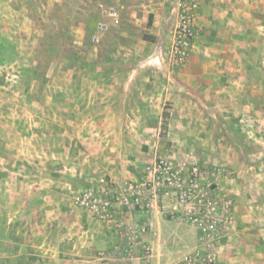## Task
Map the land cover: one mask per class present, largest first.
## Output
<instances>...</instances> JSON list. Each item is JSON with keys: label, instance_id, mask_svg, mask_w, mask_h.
<instances>
[{"label": "rangeland", "instance_id": "obj_1", "mask_svg": "<svg viewBox=\"0 0 264 264\" xmlns=\"http://www.w3.org/2000/svg\"><path fill=\"white\" fill-rule=\"evenodd\" d=\"M212 1L0 0V264H26L24 239H54L56 218L70 238L62 205L101 234L92 264L178 261L200 238L178 194L160 189L150 209L132 201L138 185L144 197L157 188L158 166L195 177L231 217L211 241L216 264H264V20L236 21L235 0ZM184 14L194 34L172 63ZM252 25L255 54L228 52L220 71L194 47L220 26L249 41Z\"/></svg>", "mask_w": 264, "mask_h": 264}, {"label": "crops", "instance_id": "obj_2", "mask_svg": "<svg viewBox=\"0 0 264 264\" xmlns=\"http://www.w3.org/2000/svg\"><path fill=\"white\" fill-rule=\"evenodd\" d=\"M216 2H229V0H213L212 6L216 4ZM232 2V0H231ZM235 3L237 4L238 8L237 11L242 9V13H237L234 15L233 19L239 22H245V21H251L252 23L259 22L264 20V0H235ZM248 6L247 14L243 12V6ZM246 9V7H245ZM256 9L257 13L256 15L248 13L249 10ZM218 16V17H217ZM209 18V15H208ZM229 19L227 15L220 16L215 15L210 18V20H224ZM226 20V21H227ZM242 27V26H241ZM255 26L252 25L250 29V38L249 41H245L241 38V30L242 28H239L238 31H236L237 35L234 38V40L225 39V35L223 36V27L220 26L216 30H213L211 32V29L206 30V35H202L199 37L198 40L195 42V49L198 52H202L205 55L210 54L211 57L208 61H211L214 65V71H220V66H223L224 58H227L228 52H231L232 54H241V49L248 50V53H254L255 50L254 47L258 46L256 43V39L253 37V33ZM209 33V35H208ZM213 33V34H212ZM215 33V35H214ZM228 33V32H227ZM235 33V34H236ZM234 36V35H233ZM259 41V44H263ZM243 53V52H242ZM253 54V55H254ZM251 60L253 59H247L249 64H251ZM200 61V65H201ZM249 67V66H248ZM250 67H252L250 65ZM264 70V66H262ZM201 69V68H200ZM191 70V69H190ZM203 69H201V78H203L202 74ZM213 71V72H214ZM261 78L263 79L264 72L261 74ZM234 79V78H233ZM264 81V79H263ZM192 82V80H191ZM261 83L262 80H261ZM187 92L192 94V91L190 87H187ZM55 197H58V193H56ZM66 206H60V212L59 214H64L65 212H68L67 216L72 217V226L71 230L68 231V234L70 235V238H66L63 231V223L60 222V219L56 218V224L54 227H56L57 232L55 233L56 236L54 239L49 240L47 237H42V235L39 232H35L38 236V242H34V240H26L24 239L23 247L25 249V253L23 256L26 258L27 263L26 264H92V255L94 247H96V243L98 240L101 239L99 232H94L90 229L89 226H86L85 224V214L82 210H79L75 207H67ZM59 207V205H56V209ZM66 207V208H64ZM45 221H48V219H45ZM40 226V223H37ZM167 226L169 227H175L177 231L180 233H183L185 236V240L188 239L189 242L193 245L195 242L194 236L192 235V232H190L188 229H178L176 227V224H172L169 222H165ZM167 227V228H169ZM166 226L164 225V229ZM166 228V229H167ZM59 229L62 231H59ZM35 235V234H34ZM193 236V237H192ZM108 237L107 235H104V241L105 238ZM103 238V237H102ZM69 240V241H66ZM42 241V242H40ZM52 242H54L53 246ZM108 242V241H107ZM12 243V242H11ZM14 243V242H13ZM71 247V249H69ZM26 248H29L26 250ZM21 252L23 250L21 249ZM18 255L11 256V257H17ZM30 257V260L28 262V258Z\"/></svg>", "mask_w": 264, "mask_h": 264}, {"label": "built area", "instance_id": "obj_3", "mask_svg": "<svg viewBox=\"0 0 264 264\" xmlns=\"http://www.w3.org/2000/svg\"><path fill=\"white\" fill-rule=\"evenodd\" d=\"M194 7L195 5L193 4V8ZM194 21L195 19L192 14L180 15L176 30L172 35L171 43L169 45V55H171L173 59L172 63H174L176 59L180 60V56L186 55L189 41L193 38L194 34ZM176 172L177 171H173L168 167L158 166V169H154L152 176V184L154 185V183H156L157 188L153 186L150 191V196L144 197L140 194L141 187L138 185L139 190L132 194V201L134 200L133 202H138L143 200L145 201L144 205L150 209V202L160 189H170L177 193V200L180 206L185 207L182 213L185 221L197 230L200 238L199 244L194 251L185 254L181 259L171 264H216L215 257L210 250L211 241L214 236L218 235L219 231L229 230V221H231V217L223 215V207L217 206V202L209 198V196L208 198L206 197L208 194L207 189L198 186L197 183H195V177L190 179V184L187 185L185 180L176 176ZM148 183L149 179H144L141 185L146 189ZM133 188H135V186ZM84 198H86V195H84ZM82 203H84V201H82ZM140 229L144 231L145 227L141 226ZM129 244L130 242H128V245ZM146 251L144 257L150 260L151 254L148 250ZM99 264L110 263L101 261ZM145 264L153 263L149 262Z\"/></svg>", "mask_w": 264, "mask_h": 264}]
</instances>
